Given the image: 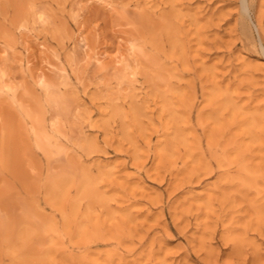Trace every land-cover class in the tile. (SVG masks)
Returning a JSON list of instances; mask_svg holds the SVG:
<instances>
[{
    "label": "rangeland",
    "instance_id": "rangeland-1",
    "mask_svg": "<svg viewBox=\"0 0 264 264\" xmlns=\"http://www.w3.org/2000/svg\"><path fill=\"white\" fill-rule=\"evenodd\" d=\"M0 264H264V0H0Z\"/></svg>",
    "mask_w": 264,
    "mask_h": 264
},
{
    "label": "bare ground",
    "instance_id": "bare-ground-1",
    "mask_svg": "<svg viewBox=\"0 0 264 264\" xmlns=\"http://www.w3.org/2000/svg\"><path fill=\"white\" fill-rule=\"evenodd\" d=\"M40 17H41V16H40ZM39 19H41V18H39ZM41 20H43V18H42ZM43 21H44V20H43ZM41 22H42V21H41ZM85 40H86V39H85ZM85 40H84V39L81 40V42H83L82 49H84V50L86 51V53H87V52H88V51H87V50H88L87 48H89V47H88L87 43L85 42ZM129 46H130V47H128V48H129L130 50H132V49L134 50V49L136 48V43L131 41ZM133 50H132V51H133ZM57 54H58V53H57ZM57 54H56V58L59 59V55H57ZM96 57H97V56H96ZM97 59H98V58H97ZM97 59H96V60H97ZM98 60H99V59H98ZM98 60H97V61H98ZM99 63H100V60H99ZM120 64H121V63H120ZM39 82H40V84L42 85V87H47V86H49L48 83L45 82L44 79H43L42 77L40 78Z\"/></svg>",
    "mask_w": 264,
    "mask_h": 264
}]
</instances>
